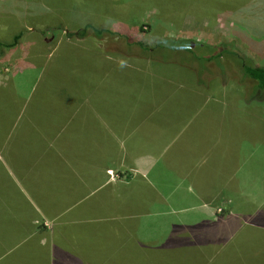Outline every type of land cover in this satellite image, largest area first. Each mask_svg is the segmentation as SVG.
<instances>
[{
	"label": "crops",
	"instance_id": "1",
	"mask_svg": "<svg viewBox=\"0 0 264 264\" xmlns=\"http://www.w3.org/2000/svg\"><path fill=\"white\" fill-rule=\"evenodd\" d=\"M74 27L0 36V264H93L82 224L134 221L144 250L228 242L230 220L264 208V146L243 125L240 85Z\"/></svg>",
	"mask_w": 264,
	"mask_h": 264
},
{
	"label": "rangeland",
	"instance_id": "2",
	"mask_svg": "<svg viewBox=\"0 0 264 264\" xmlns=\"http://www.w3.org/2000/svg\"><path fill=\"white\" fill-rule=\"evenodd\" d=\"M263 14L264 4L257 0H0V36L6 40L21 31L22 34L31 33L32 38L39 33L52 37L62 32L66 25L75 24L70 30L74 32L86 25H107L125 34H139L146 43L153 42L152 39L173 43V39L181 37L208 45L230 43L226 48L235 49L237 56L242 55L244 61L264 65V21L259 19ZM55 43L56 39L50 47ZM43 45L47 46V43L43 42ZM70 47L61 45L57 56L64 58ZM198 48L203 52L202 47ZM217 48H211L209 55ZM170 49L162 47L154 51L155 60L152 62L174 64L181 69H184L183 65L190 66L193 71H185L186 75L195 74L211 82L225 80L227 88H231L234 80L240 85L237 92L241 96L242 122L245 128L252 130L248 136L260 151L264 146L263 92L258 91L256 84L245 85L244 81L250 78L243 75L241 65L238 69L231 66L227 70L225 62L210 63L202 56L190 58L181 49L179 53ZM201 58L204 61H200ZM227 58L230 59V54ZM202 64L207 70L200 69ZM165 68V72H169L170 67ZM249 110H252L250 115ZM145 201L143 197H133L126 205L143 208ZM217 211L222 210L218 208ZM257 211V216L251 219L243 216L228 222L239 227L230 238L226 236L228 242L172 250L140 249L136 244L138 230L134 221L125 220L124 228L118 223L82 224L75 232L82 245V255L91 259L93 264H264V208L258 207ZM163 223L170 227L169 218ZM148 232L158 235L155 231ZM164 236H170L169 232H162L160 237ZM172 236L176 241V236ZM103 246L109 251V258ZM121 246L123 251L118 252ZM113 252L114 259L111 257Z\"/></svg>",
	"mask_w": 264,
	"mask_h": 264
},
{
	"label": "trees",
	"instance_id": "3",
	"mask_svg": "<svg viewBox=\"0 0 264 264\" xmlns=\"http://www.w3.org/2000/svg\"><path fill=\"white\" fill-rule=\"evenodd\" d=\"M258 2H261L264 4V0H257ZM216 8H219L220 6L215 5ZM260 21H264V14L259 17ZM87 31H93L98 35H104V34H110V37L108 38V42H113L116 40L115 43L117 46H126V48L133 52L136 51L137 49L143 50L145 53L144 55L146 56L147 59L150 60H155L152 54L154 51H157L161 49L162 47L166 48H171L173 53L176 51V53H179V50H183L186 54H189V57L192 58V56H202L205 60L209 61L210 63H214L216 61V64H220L221 62H225L226 69L228 70L229 68L234 67L238 69L241 65V69L243 70L242 73L243 75L247 76L250 78V80H247V82H251L248 84L246 81V84L248 86H252L253 84H256L257 89H259L263 92V97H264V65H258L251 63L250 61H244L241 56H237L238 53L236 52L235 49H227L226 47L230 43L226 42H220L217 44L213 45H208L204 44L201 41L195 40L193 38H180V39H173V43H163L161 40H154L153 42L151 41L150 43H143L141 41L133 40L132 38H129L126 36V38H117L113 39L116 37L117 33L111 32L109 29H104V28H97L91 25H86L85 27L78 29L77 31L73 32H68L69 35L72 34H78V35H84ZM124 36V35H123ZM162 44H166V46H162ZM198 45V46H197ZM200 45V46H199ZM227 45V46H226ZM198 47H202L203 52L199 51ZM214 47H219L217 48L216 52L214 54L208 53L211 48ZM230 47V45L228 46ZM170 49V50H171ZM206 51V52H205ZM227 54H230V59L227 58ZM241 54V52H240ZM201 58L200 61H204V59ZM164 59V58H163ZM162 59V60H163ZM164 61V60H163ZM231 62V64H230ZM205 64V62H204ZM200 69H206V66L202 64Z\"/></svg>",
	"mask_w": 264,
	"mask_h": 264
}]
</instances>
